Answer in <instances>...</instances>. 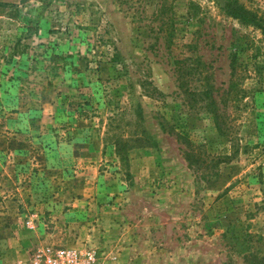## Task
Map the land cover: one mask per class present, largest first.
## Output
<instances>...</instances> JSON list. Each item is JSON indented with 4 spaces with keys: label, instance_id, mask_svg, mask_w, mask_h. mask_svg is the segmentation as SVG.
I'll return each instance as SVG.
<instances>
[{
    "label": "rangeland",
    "instance_id": "1",
    "mask_svg": "<svg viewBox=\"0 0 264 264\" xmlns=\"http://www.w3.org/2000/svg\"><path fill=\"white\" fill-rule=\"evenodd\" d=\"M236 3L264 27V0H0V264L264 262V36Z\"/></svg>",
    "mask_w": 264,
    "mask_h": 264
},
{
    "label": "trees",
    "instance_id": "2",
    "mask_svg": "<svg viewBox=\"0 0 264 264\" xmlns=\"http://www.w3.org/2000/svg\"><path fill=\"white\" fill-rule=\"evenodd\" d=\"M231 7L232 8H231V12L230 13H231L232 16L237 17V18H240V19H243L245 22L252 21V22H254L256 24H259V25L262 24L261 22L263 21V18H261V17H255V13L244 9V7L241 4L236 3L235 5H233ZM261 27H262L261 30H262L263 36H264V27L263 26H261ZM235 61H236V56L234 55L232 57V60H231L233 73H235V71H236V66L234 65ZM203 87L205 88L204 96L207 97V96L211 95L212 90H211V86H210L208 80L205 81ZM201 98H203V97H201ZM211 100L214 101V99H211ZM214 103H211V102L209 103L208 102V104H211V105H213ZM211 105L210 106L207 105V108L209 110H211L213 112V115H215V117H216V124H215L216 128L219 130V132L222 135H224V136L225 135H228L229 134L228 130H225L224 129V124L222 122H220V120H219V118L221 117V115L218 114L216 110H213L211 108ZM222 124H223V126H222ZM176 137L179 140L181 138L182 139L181 142H184V141L186 142V147L182 150L183 151V156H184L185 160L187 161V163L190 164V166L196 167V165L201 162L199 155H197L198 154V151H196L197 150L196 144H194V142L191 141L189 138L184 137V136H181L180 134H176ZM128 141L129 140L127 138H123V137L120 138L117 141V143H119V145H117L116 147H117V151H118L119 154H120V149L118 147L120 146V143L121 144H125V143H128ZM220 157H222V156H219L218 158H220ZM218 158L215 161L216 163H219L221 161H224L225 159H228L229 157L228 156H223L221 158L223 160H218ZM244 258H245V261L249 260L250 258H251L250 261H252V258L253 259L254 258H257L260 261H264V256L257 257V254H253L252 252L251 253H248V254H245ZM257 264H264V262H257Z\"/></svg>",
    "mask_w": 264,
    "mask_h": 264
},
{
    "label": "built area",
    "instance_id": "3",
    "mask_svg": "<svg viewBox=\"0 0 264 264\" xmlns=\"http://www.w3.org/2000/svg\"><path fill=\"white\" fill-rule=\"evenodd\" d=\"M43 264H98L94 250L75 248L47 247L42 250Z\"/></svg>",
    "mask_w": 264,
    "mask_h": 264
}]
</instances>
